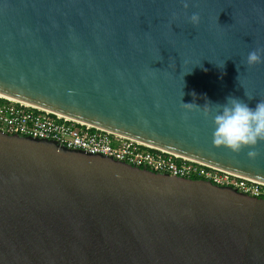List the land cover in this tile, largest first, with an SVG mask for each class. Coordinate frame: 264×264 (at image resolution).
I'll use <instances>...</instances> for the list:
<instances>
[{"label": "water", "instance_id": "1", "mask_svg": "<svg viewBox=\"0 0 264 264\" xmlns=\"http://www.w3.org/2000/svg\"><path fill=\"white\" fill-rule=\"evenodd\" d=\"M256 48L264 0H0L1 94L264 184L181 104L264 98ZM0 264H264V199L0 131Z\"/></svg>", "mask_w": 264, "mask_h": 264}, {"label": "built area", "instance_id": "2", "mask_svg": "<svg viewBox=\"0 0 264 264\" xmlns=\"http://www.w3.org/2000/svg\"><path fill=\"white\" fill-rule=\"evenodd\" d=\"M0 131L100 154L171 176L201 179L264 199V184L0 95Z\"/></svg>", "mask_w": 264, "mask_h": 264}, {"label": "clouds", "instance_id": "3", "mask_svg": "<svg viewBox=\"0 0 264 264\" xmlns=\"http://www.w3.org/2000/svg\"><path fill=\"white\" fill-rule=\"evenodd\" d=\"M185 7L187 5L185 4ZM189 21L193 24L199 22L198 13L193 12L189 16ZM264 63V48H256L247 53L244 64L248 67ZM216 67L223 69L224 62ZM237 67V65H236ZM192 70V69H191ZM188 71L186 73L191 72ZM237 72L239 69L237 67ZM239 75L237 76L238 79ZM193 102L181 103L187 110H200L205 119L210 118L212 125V144L215 147H223L233 153L241 152L245 147L250 150L247 155L255 156L251 146L257 140L264 137V98L252 97L244 91L246 100H242L233 95L224 98L223 103L211 102L206 96L204 104L195 103L196 94L191 93ZM255 99L254 106L250 107L248 101Z\"/></svg>", "mask_w": 264, "mask_h": 264}, {"label": "bare ground", "instance_id": "4", "mask_svg": "<svg viewBox=\"0 0 264 264\" xmlns=\"http://www.w3.org/2000/svg\"><path fill=\"white\" fill-rule=\"evenodd\" d=\"M0 95L5 96V97H8V98H13V97H10V96H7V95H4V94H1V93H0Z\"/></svg>", "mask_w": 264, "mask_h": 264}]
</instances>
